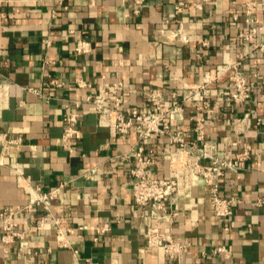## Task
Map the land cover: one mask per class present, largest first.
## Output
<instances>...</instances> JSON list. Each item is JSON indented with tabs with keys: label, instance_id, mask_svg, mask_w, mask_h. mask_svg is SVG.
<instances>
[{
	"label": "crops",
	"instance_id": "0c3cea01",
	"mask_svg": "<svg viewBox=\"0 0 264 264\" xmlns=\"http://www.w3.org/2000/svg\"><path fill=\"white\" fill-rule=\"evenodd\" d=\"M179 1L146 0L144 10L135 14V0H0V73L10 94L0 132L21 139L6 153L0 146L5 163L0 164V211L29 201V193L7 166L21 162L32 185L48 190L65 184L53 200L52 213L63 225L76 228L67 234L70 246H60L50 213L34 206L17 217L27 235L8 249L0 240V264L264 262V86L253 87L250 100L236 105L231 81L222 78L216 84L218 94L210 97L214 117H208L205 134L214 151L252 146L242 168L228 170L220 179L221 194L238 200L228 220L213 212L206 182L193 196L168 205V213L177 212L170 221L148 220L152 206L137 204L132 191L135 159L123 157L139 143V129L134 125L126 135L114 133L101 123L95 105L85 100L104 87L114 90L112 100L122 98V109L136 106L143 111L157 86L174 103L175 91L201 82L208 69L226 59L242 60L248 75L258 72L264 82V0H254L255 22L246 14L250 0H183V11L176 13ZM199 1L201 9L195 6ZM260 26L253 40L240 37ZM80 38L92 42L90 52L76 54ZM75 100L82 101L81 107L76 108ZM197 106L196 101L187 103L184 119L175 122L189 140L196 135ZM72 112L79 113L81 131L80 138L72 140L73 151L63 142L65 116ZM142 145L144 156L153 160L150 174L167 176L168 138L154 134ZM42 216L48 223L30 232L33 220ZM152 222L191 246L175 257L148 247L146 232ZM104 224L108 230L96 232L95 227ZM222 245L228 256L213 252Z\"/></svg>",
	"mask_w": 264,
	"mask_h": 264
},
{
	"label": "built area",
	"instance_id": "2783aa9c",
	"mask_svg": "<svg viewBox=\"0 0 264 264\" xmlns=\"http://www.w3.org/2000/svg\"><path fill=\"white\" fill-rule=\"evenodd\" d=\"M202 1L197 2L195 6L201 9L203 7ZM145 3L146 0H135L134 13L140 14L144 10ZM185 5V1L180 0L176 5V13L182 12ZM257 6L258 3L254 0L246 3V14L251 22H255L253 14ZM262 28V26L251 27L242 32L240 37L247 41L253 40ZM260 48L264 50V44H261ZM91 50L92 42L90 40L80 38L77 41L76 54L88 53ZM222 78H228L231 81L234 87L231 95L236 105H242L250 100L253 87L264 86V82L258 80L261 78L260 73L254 72L252 77L249 76L242 60L232 62L226 59L224 62L208 69L201 82L194 86L184 84L182 90L175 91L172 94L174 103L167 100L164 91L160 87H153L147 97L149 107L143 111L136 106L122 109V98L118 96L113 100L111 98L115 94L113 89L103 87L86 95L85 100L95 105L101 123L109 125L114 133L126 135L134 125L139 129V143L127 150L123 157H133L135 159L130 168V173L134 179L132 191L137 204H150L152 206L148 220L170 221L171 216L176 215L177 212L168 213V205L174 204L181 198L193 196V191L201 185V180H204L208 185L210 204L215 215L228 220L234 214L238 200L235 196H223L221 194L220 179L226 171L237 172L242 168V162L249 158L252 146L246 144L242 148L236 149V152L228 149L223 153H217L214 151L215 147L206 140V121L208 117H214V110L209 104L210 97L218 94L219 89L216 84ZM79 85L86 84L79 82ZM191 101L198 102L197 109L200 113L195 118L196 135L194 139L189 140L187 132L177 128L175 122L184 119L185 105ZM81 104V100H75L76 108L81 107ZM9 105V83L0 73V118ZM250 114L251 111L247 112L246 118ZM258 120L261 121V118ZM65 121L63 142L73 151L74 144L72 140L81 136L79 113L67 114ZM154 134L166 136L171 146L169 173L165 177H153L148 169L153 160L144 156L142 143ZM20 141V138H15L8 132H0V146L5 153L12 144ZM0 164H5L4 157H0ZM25 165L21 162H13L7 165L9 170L16 175L18 183L29 193L30 198L26 204L9 205L0 211V240L2 245L8 249L18 239H23L27 232L19 229L17 217L29 213L34 206H42L44 211L50 213V224L57 230L59 245L70 246L67 234L74 233L76 228L63 225L60 217L52 213L53 200L59 197L65 184L60 183L48 190L40 184L32 185L30 178L25 174ZM47 223L46 217L42 216L37 222L33 220V226L29 231L36 232L39 227L45 226ZM79 228L84 229L86 226H80ZM224 229L228 230L229 226H225ZM95 230L98 233L105 232L108 230V224L96 226ZM146 244L148 247L164 249L170 257L184 253L191 246V242L174 238L168 230H161L153 225V222L147 226ZM213 252H224L226 256L229 255L228 249L223 245L214 247ZM77 254L78 251L75 249L74 255L77 256ZM70 264L82 263L74 260Z\"/></svg>",
	"mask_w": 264,
	"mask_h": 264
},
{
	"label": "water",
	"instance_id": "95a60500",
	"mask_svg": "<svg viewBox=\"0 0 264 264\" xmlns=\"http://www.w3.org/2000/svg\"><path fill=\"white\" fill-rule=\"evenodd\" d=\"M200 183H205V181H204V180H201ZM205 184H206V183H205Z\"/></svg>",
	"mask_w": 264,
	"mask_h": 264
}]
</instances>
